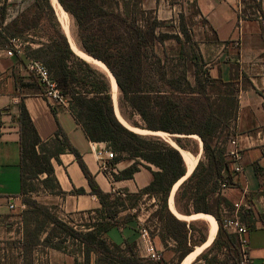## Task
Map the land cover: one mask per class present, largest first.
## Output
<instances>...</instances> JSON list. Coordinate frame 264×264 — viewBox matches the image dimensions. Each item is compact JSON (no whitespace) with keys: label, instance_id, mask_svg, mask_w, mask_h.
I'll use <instances>...</instances> for the list:
<instances>
[{"label":"trees","instance_id":"obj_1","mask_svg":"<svg viewBox=\"0 0 264 264\" xmlns=\"http://www.w3.org/2000/svg\"><path fill=\"white\" fill-rule=\"evenodd\" d=\"M58 1L77 24L82 50L102 61L115 76L120 93L119 107L127 121L140 126L128 119L124 112L128 107L142 118L144 124L141 128L183 135L174 136V140L194 154H198L199 149L188 147L182 140L190 135H199L203 142V156L193 173L177 189L175 205L181 214L203 212L214 215L219 229L213 243L192 264L202 261L203 264H240L238 236L224 228L221 216L223 207L231 210L234 205L219 191L223 180L233 184L235 172L226 156V148L214 145L222 130L232 128V133H236L241 89L239 79L232 77L226 81L220 76L213 77L209 72L204 73L203 79L201 57L195 49L186 58L184 50H181L184 62L180 59L177 65L164 58L157 50V45L164 43L167 37L157 31L162 21L145 18L146 14L154 11L144 9V0ZM250 2L252 5L248 8L256 11L253 14L264 18L262 0ZM32 5L37 10L32 22H45L47 41L41 42L38 48L28 47L25 53L48 67L87 136L92 141L105 142L108 149L115 152L116 156L107 162L110 168L124 158L135 160L119 173H113L114 178H133L142 162L157 169L153 170V181L137 193L126 192L123 198L103 192L63 129L59 128L50 139H42L21 100L17 119L20 127L21 196L27 206L21 212V249L29 252L45 245L72 255L80 253L83 264H92L94 257V264H155L140 255L136 242L127 241L123 247L106 238L112 228L131 220L130 216L120 219L119 213L127 208H136L137 200L147 195L155 197L158 205L149 221L155 217L159 219L158 235L165 246L169 240L175 242L176 263H181L196 246L207 240V234L196 230L194 222L189 224L178 218L168 205L174 185L187 171L181 152L161 136L140 134L126 127L116 115L108 75L73 51L50 0H34ZM7 9L6 3L0 6V25L3 26L0 31L6 35L13 28L11 36L16 37L28 29V21L26 17L19 16L4 25ZM244 13L243 10V16L249 18ZM182 34L191 41L186 28ZM215 41H218L216 33ZM65 152L76 155L92 192L101 202V208L86 212L90 220L81 228L71 225L32 196L39 190L63 193L55 176L53 159L60 161V155ZM35 180L40 181L41 189L37 190ZM77 191L82 193L85 190L80 188ZM253 217L251 208L241 212L249 231L255 228ZM43 233H46L44 238ZM69 238L79 241L78 250L70 249L66 244ZM75 262L79 264L78 258Z\"/></svg>","mask_w":264,"mask_h":264},{"label":"crops","instance_id":"obj_2","mask_svg":"<svg viewBox=\"0 0 264 264\" xmlns=\"http://www.w3.org/2000/svg\"><path fill=\"white\" fill-rule=\"evenodd\" d=\"M173 1L144 0L143 6L155 11L159 18H174L183 9V4L195 3L209 28L218 36V41L215 44L217 48L214 53L216 54L214 65L210 68L211 75L213 77L220 76L226 81L232 77L239 79L240 106L235 138L243 154V170L240 173H235L233 184L223 193V196L233 205L236 202L249 204L255 222V228L248 234L249 257L251 264H264V18L258 16L251 19L243 16L241 0ZM50 2L70 46H72L70 40L72 35L82 49L79 38L77 39L78 28L74 18L67 12L69 21L61 19V16L56 12L55 4L52 0ZM3 3L8 5V18L4 19V24H6L10 19L16 17V12L9 18L14 6L13 0H0V6ZM262 5L264 8V0H262ZM71 19L76 24L74 29ZM34 44L39 47L41 42L32 43L33 47H35ZM71 48L76 52L73 46ZM209 49L213 50L211 47H208ZM28 63L29 57L25 51L13 56L4 52L0 56V215L14 211L20 212L23 206L20 127L17 121L21 100L24 101L42 139H50L59 128L63 129L73 146L82 155L84 163L103 192L112 195L126 192L137 193L153 181V170L157 168L151 164H141L140 170L131 179L117 180L114 178L113 173H119L129 167L134 163V159L120 160L114 168H111L110 173L103 170L97 152L107 150V144L92 141L87 136L69 104L67 106L58 105L54 110L53 104L43 95V86L40 81L29 70ZM104 158L106 162L110 161L107 160L106 155ZM53 165L55 176L63 193L40 191L36 195L34 194L40 203L52 208L61 218L101 208L100 199L97 194L92 192L89 179L74 153H62L60 161L53 159ZM80 188L85 191L78 192L77 190ZM176 191L171 192L168 200L171 211L172 206L176 208ZM154 200L155 197L152 198L153 202ZM11 204L15 205V208L11 209L12 211L9 207ZM156 206L154 205L145 212L142 209L144 213L138 214V216L133 214L131 208L122 210L118 217L124 219L126 216H130L131 220L112 228L106 234V238L123 247L127 241L136 242L139 249V224L140 222L147 223ZM185 221L190 224L196 220ZM154 240L157 247L163 250L166 263L172 264L176 257L175 242L169 240L168 245L165 246L158 234L154 235ZM76 258H78L79 264H83V255L80 253L72 255L61 250L50 249L47 264H76Z\"/></svg>","mask_w":264,"mask_h":264},{"label":"rangeland","instance_id":"obj_3","mask_svg":"<svg viewBox=\"0 0 264 264\" xmlns=\"http://www.w3.org/2000/svg\"><path fill=\"white\" fill-rule=\"evenodd\" d=\"M176 1L178 0H174L173 2ZM245 1H246L245 3L241 2L242 10L245 11L244 14L248 15V17L251 19L257 18L258 16L253 14V12H256L255 9L248 8L250 5H252L250 0H245ZM33 2L34 0H13L14 6L9 15V18H11L16 12L15 13L16 17L19 16L22 18L26 17L28 21L26 25L29 26L28 29L26 28L25 32H23L20 35H16V38H19L23 42L24 51L28 47L38 48V46L35 44H34L35 47H33L32 43L45 42V40H47V36L45 33V30L47 28L45 22L44 21H41L39 23L32 22L35 19L37 12L36 8H34V6L32 5ZM144 9L151 10L145 7ZM145 18L151 20H153V18H157L158 20L162 21V24L157 31L165 33L167 37L165 38L164 43H160L157 45V50L160 54L163 55L164 58H166L169 62H173L174 64L177 65L179 64L181 59V50H184V54H185L184 58H186L189 56L190 53H192V49H195L197 52H199L201 57L200 71L202 73L203 79L205 78L204 75L205 72L210 73V68L211 66L214 65L213 61L216 55L214 53L216 52V48H217L215 45L216 44L215 33L209 28L205 18L202 17L201 14L198 12L195 3L183 4V9L174 18H159L157 14H155V11L152 14L151 13L146 14ZM13 19H10L6 24L11 22ZM71 24L74 29L76 27V24L73 21V19H71ZM2 28L3 26L0 25V30H2ZM183 28L187 29L189 35L191 36V41H187L183 36L182 34ZM12 33H14L13 28H11V32L9 33L8 31L6 35H4L0 31V56L4 52H7V50L11 47L10 39L14 38L13 36H11L13 35ZM76 34L78 39V30L76 31ZM178 37L181 40H178L177 39ZM208 47H211L213 50L210 49L208 50ZM184 58L181 59L182 63L184 62ZM117 98H118L117 107L119 114L130 127H136L133 124H131L129 121H127L123 116V114L121 113V109L119 107V98H120L119 90H118ZM124 112L125 114H127L129 120L133 122H137L140 125L139 126L140 128L143 126L144 123L142 118L140 117L139 114H136L134 111H132L131 108L127 107L126 110H124ZM232 132H233L232 128H227L225 130H222V132L219 134V137L215 139L214 145L219 146L221 148H226V152H228V148L231 144L230 140L233 137H235L236 134V133L233 134ZM140 134H144V133L140 132ZM182 142L192 149L195 150L199 149V152L202 150L201 151L202 152L201 158H202L203 156L202 141L200 142L197 138L192 136V137L184 138ZM194 155L197 156L198 154H194ZM142 163L143 165L146 164L145 162ZM34 185L35 187H37V190L42 188L40 181L38 180L34 181ZM40 191L43 190L35 191L34 193H32V196L34 197V194L36 195ZM152 198L153 197H148L147 195H144L143 197H140L138 200L136 199L137 200V205L135 208L136 211H133V214L135 216H138V214L142 215L147 209L154 207V205H157L156 199L153 202ZM26 208L27 206L24 209ZM142 209L144 212L142 211ZM157 209H158V205L153 209L154 210L153 212H155ZM225 210H227L229 213L232 212L233 209L230 210L226 207H223V210L221 211L222 212L221 216L223 217L226 213ZM22 211L20 212L14 211L0 215V264H47L49 251L52 248H49L45 245H40L30 250L29 252H25L21 249V241L23 240V221L21 217ZM191 212L193 213L192 210ZM92 217L97 218V215L92 214ZM63 219H65L71 225H75L77 228H81V225L83 223L89 222L90 215L86 213L76 214L74 216L63 217ZM94 221L95 219H93V222ZM193 222H194V228H196V230L204 231L206 234L208 233L209 224L206 220L199 219ZM144 225L147 228H149L153 237L154 235L158 234L159 228L161 226L160 221L157 217L151 218L150 221L148 219L147 223L145 222ZM194 234L196 237L199 236L198 232L196 231L194 232ZM45 236L46 233H43V238ZM66 244L69 245L70 249L74 248L75 250H78L79 248L78 245L79 241H74L70 238L69 240H67ZM176 257H177V253H176ZM176 257L173 260L172 264H177ZM93 261H95V257L93 258ZM198 264H203V261L199 262Z\"/></svg>","mask_w":264,"mask_h":264},{"label":"built area","instance_id":"obj_4","mask_svg":"<svg viewBox=\"0 0 264 264\" xmlns=\"http://www.w3.org/2000/svg\"><path fill=\"white\" fill-rule=\"evenodd\" d=\"M10 1V0H8ZM11 47L7 50L8 55H15L16 53H23V42L19 38L10 39ZM28 68L33 75L38 78L41 85L43 86V95L50 100L54 107L58 105H68V98L62 93L58 83L52 78L48 67L41 61L34 58H29ZM230 148H228L227 158L231 162V169L235 173H240L243 170L242 159L243 154L239 148L237 139L233 137L230 140ZM99 159L101 160V167L103 170L109 173L112 169L108 166V163L104 160V155H106L107 160L113 159L116 154L113 150L107 149L104 152H97ZM230 187L228 180H223L220 184L219 191L223 194ZM117 195L121 197H126L125 193H118ZM10 209H14L15 205L11 204ZM26 205L23 203L21 210H23ZM245 209H250L249 204L242 202L234 203L232 212L225 210V215L223 217V226L230 233L236 234L238 236L239 242V252H240V264H251V259L249 257V243L248 234L249 228L243 222L241 218V212ZM133 211H136L134 208ZM140 243L139 249L142 257L152 261L155 264H167L164 256L163 250L157 247L154 237L151 234L149 228L140 222Z\"/></svg>","mask_w":264,"mask_h":264},{"label":"bare ground","instance_id":"obj_5","mask_svg":"<svg viewBox=\"0 0 264 264\" xmlns=\"http://www.w3.org/2000/svg\"><path fill=\"white\" fill-rule=\"evenodd\" d=\"M53 4H55V8H56V12L57 14H59L61 16V19H66L67 22L69 21V14L64 10V8L62 7V5L60 4V2L58 0H52ZM67 28V27H66ZM71 44L74 48V50L80 55L82 56L83 58H85L86 60L90 61L94 66H96L97 68H99L100 70H102L103 72H105L109 78L111 79V82H112V87H113V94H114V98H115V102H116V112H117V115L119 116L120 120L126 124L127 126H129L127 124V122L121 117V115L119 114L118 112V84L115 80V78L112 76L111 72L109 71L108 67L102 62V61H99V60H96L95 58L87 55L86 53H84V51L78 46V44L76 43V40L75 38L71 35ZM133 130H135L136 132H145V131H141L140 129L138 128H134L132 127ZM170 142H172V144L178 146V147H181L179 146V144L174 140V136H170V135H165L163 134ZM193 137L197 138L200 142V138L199 136L197 135H193ZM182 148V147H181ZM181 153H182V156L187 164V167L189 169V172H192L194 170V168L196 167L197 165V162H198V157L195 156L194 154H192L190 151L182 148L181 149ZM184 178L180 179L175 185H174V188H173V191L175 192L177 190V188L180 186V183L181 181L183 180ZM172 191V193H173ZM173 204V202H172ZM172 211L179 217L181 218L182 220H197V219H203V220H206L209 224V228H210V238H209V241L207 243H205L204 245H201L199 247H197L193 252H191L190 254H188L184 260L182 261L181 264H191V262L195 259L196 256H198V254L204 250L205 246H208L209 244H211L214 240V238L216 237L217 235V232H218V229H219V223L217 221V219L214 217V215H210L208 213H203V212H200V213H193L191 215H185V214H181L177 211V209L172 206L171 207Z\"/></svg>","mask_w":264,"mask_h":264},{"label":"water","instance_id":"obj_6","mask_svg":"<svg viewBox=\"0 0 264 264\" xmlns=\"http://www.w3.org/2000/svg\"><path fill=\"white\" fill-rule=\"evenodd\" d=\"M76 53V52H75ZM77 54V53H76ZM78 55V54H77ZM78 56H80V55H78ZM81 58H83L82 56H80ZM94 58V57H93ZM84 60H86L85 58H83ZM96 59V58H95ZM98 60V59H97ZM86 61H88V60H86ZM88 62H90V61H88ZM91 63V62H90ZM110 71V70H109ZM111 72V71H110ZM105 73V72H104ZM111 74H112V72H111ZM112 76L115 78V76L112 74ZM109 77V76H108ZM115 80H116V78H115ZM110 81H111V79H110ZM117 82V81H116ZM111 85H112V82H111ZM112 90H113V87H112ZM112 96H113V100H114V103H115V105H116V102H115V98H114V94H113V91H112ZM116 115H117V112H116ZM117 117H118V119L120 120V118H119V116L117 115ZM121 121V120H120ZM122 122V121H121ZM123 123V122H122ZM124 124V123H123ZM125 125V124H124ZM126 127H128L130 130H132V131H135V130H133V128L132 127H130V126H127V125H125ZM134 128H138V129H140V130H142V131H145V132H141V133H144V134H146V135H158V136H161L163 139H165L168 143H170L173 147H175V148H177L180 152H181V147H178V146H176V145H174V144H172V142H170L163 134H165V135H170V136H175V135H177V136H183V135H180V134H171V133H167V132H163V131H153V130H149V129H143V128H140V127H134ZM136 132V131H135ZM137 133H140V132H137ZM193 135H190L189 137H192ZM197 136H199V135H197ZM200 138V137H199ZM200 140H201V138H200ZM202 141V140H201ZM202 151V150H201ZM199 152L198 153V155H197V157H198V162H199V160L201 159V153L202 152ZM182 154V153H181ZM198 162H197V164H198ZM186 163V162H185ZM197 166V165H196ZM186 167H187V164H186ZM196 168V167H195ZM195 168H194V170H195ZM193 170V171H194ZM193 171L192 172H189V169H188V167H187V171H186V174H185V176L184 177H182V178H184L182 181H181V183L180 184H182L192 173H193ZM178 217V216H177ZM179 218V217H178ZM209 238H210V228L208 229V233H207V240L202 244V245H204L205 243H207L208 241H209ZM215 239V238H214ZM214 241V240H213ZM213 243V242H212ZM211 243V244H212ZM211 244H209L208 246H205V248H204V250L206 249V248H208ZM203 250V251H204ZM203 251H201L200 253H202ZM182 263V262H181ZM180 263V264H181Z\"/></svg>","mask_w":264,"mask_h":264}]
</instances>
